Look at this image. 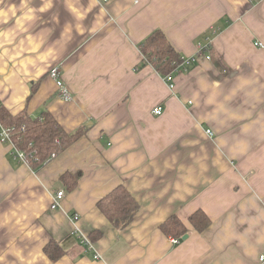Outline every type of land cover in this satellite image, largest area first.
<instances>
[{
  "label": "crops",
  "instance_id": "0c3cea01",
  "mask_svg": "<svg viewBox=\"0 0 264 264\" xmlns=\"http://www.w3.org/2000/svg\"><path fill=\"white\" fill-rule=\"evenodd\" d=\"M157 29L171 81L143 64ZM0 103L79 130L37 167L0 141V264H264V0H0ZM121 184L139 203L123 228L97 204Z\"/></svg>",
  "mask_w": 264,
  "mask_h": 264
},
{
  "label": "trees",
  "instance_id": "16d2710c",
  "mask_svg": "<svg viewBox=\"0 0 264 264\" xmlns=\"http://www.w3.org/2000/svg\"><path fill=\"white\" fill-rule=\"evenodd\" d=\"M143 54V64L151 63L162 74L173 71L181 62L182 57L167 38L164 31L157 29L151 32L140 44ZM0 120L5 125H14L17 131L13 134L16 146L29 153L37 150L38 159L31 164L37 167L43 164L52 153L58 154L64 150L79 133V130L68 133L48 111L40 116L31 117L26 112L13 115L0 103ZM24 125V130L20 128ZM70 175L64 176L68 179ZM77 180L70 183L75 186ZM98 207L117 227L123 228L134 219L139 210V203L124 185H117L98 200ZM190 222L197 230H203L210 224L207 214L199 209L190 216ZM160 227L168 234L181 237L188 232L187 227L177 215H171ZM52 259H57L62 253L57 244L48 243L45 247Z\"/></svg>",
  "mask_w": 264,
  "mask_h": 264
},
{
  "label": "built area",
  "instance_id": "2783aa9c",
  "mask_svg": "<svg viewBox=\"0 0 264 264\" xmlns=\"http://www.w3.org/2000/svg\"><path fill=\"white\" fill-rule=\"evenodd\" d=\"M102 2H106L107 0H101ZM259 45H262V43L258 42ZM203 46L200 47V50L198 52L199 55H202V50H203ZM209 57V56H207ZM195 57H192L190 59H187V62H190L192 60H194ZM49 75L55 80L57 87L60 90V93L63 95V97L65 98H70L69 95V90L68 87L65 85V83L63 82L62 78H61V73H60V69L59 67H53L50 72ZM166 80L167 81H171L172 80V75L171 74H167L166 75ZM170 86H173V83H170ZM153 112L157 115L162 114L163 109L159 106L154 107L153 108ZM24 125H22V127L20 128L21 131H23ZM17 131V129L15 128L14 125H5L3 122H1L0 120V141L2 142H7L10 143L13 148L15 149V153L18 157H20L25 163L32 165L31 161L34 158L35 160L38 159L37 156V150L33 149L32 151H30L29 153L25 152L24 150L19 149L16 144L14 143L13 140V134L14 132ZM207 133L209 136H213V131L211 129H207ZM56 154L52 153L50 155V157H54ZM63 190H59L57 191V193L53 196V200L51 203V207L52 208H58L60 207V200L62 199L63 196ZM78 215H75L73 218L78 219ZM173 242H178L177 238H171ZM81 241L83 243H85L87 245V247H91L92 246V241L87 238L86 236H82ZM96 257H99L98 254L95 255ZM261 260H264V255H261Z\"/></svg>",
  "mask_w": 264,
  "mask_h": 264
}]
</instances>
